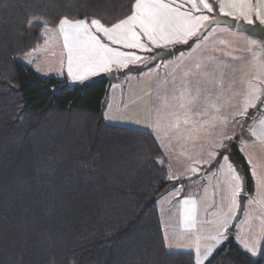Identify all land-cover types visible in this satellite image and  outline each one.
Instances as JSON below:
<instances>
[{
	"label": "trees",
	"instance_id": "1",
	"mask_svg": "<svg viewBox=\"0 0 264 264\" xmlns=\"http://www.w3.org/2000/svg\"><path fill=\"white\" fill-rule=\"evenodd\" d=\"M130 2L0 0V264H197L193 252L166 249L156 200L168 172L153 134L103 120L106 82L78 89L19 59L43 42L45 24L67 17L111 27ZM34 20L43 24L29 27ZM241 140L219 150L208 170L227 156L241 195L253 198ZM259 249L252 256L234 241L205 264H264V238Z\"/></svg>",
	"mask_w": 264,
	"mask_h": 264
},
{
	"label": "rangeland",
	"instance_id": "2",
	"mask_svg": "<svg viewBox=\"0 0 264 264\" xmlns=\"http://www.w3.org/2000/svg\"><path fill=\"white\" fill-rule=\"evenodd\" d=\"M213 1L217 3L219 13L222 15L227 13L223 12L224 3H227L229 10L238 8L237 0ZM181 4L182 1L178 3ZM244 6L247 9L246 2ZM188 8L185 5L183 7L187 11H193ZM199 9L195 13L200 16L203 9ZM227 16L240 19L231 13H227ZM206 17V20L210 18L209 15ZM203 25L202 22L196 28L195 34L187 37V43L184 42L185 38L178 41L170 40L167 43L171 49L182 45L189 47V51L181 48L177 51L179 54L175 53L168 59L160 60L145 70L118 75L119 82L109 88L104 99L103 120L108 124L155 132L159 134L157 138L160 136L159 140L164 150L167 149L171 154L181 150V155L185 156L184 160L179 162L169 155L170 162L167 165L164 158L160 161V164L167 168V183L175 180V175H180L177 179L179 181L193 183L196 179L189 178L196 173H201L202 176L206 169L204 164L210 161L207 158L217 154L231 140L234 141L240 136V139L251 141L248 133L252 120L258 116L257 113H252L264 83V54L256 49L258 42L243 33L222 26H213L202 39L195 40ZM42 35L43 42L21 56L19 59L22 62L28 64L32 62L33 57L40 70L38 72H43V76L66 79V84L70 86H78L91 79L72 82L73 79L71 80L67 74L71 67L72 72L78 75L79 68L84 63L83 55L80 53L83 48L77 45L75 51L80 56L75 57L71 63L70 60L74 56H69L67 52V48L75 47L72 43L74 38L88 46L83 36L79 38L77 33H68L66 35L69 38L65 41V35L60 31L59 25L43 28ZM156 48L158 47L149 50L148 59ZM129 65L141 68L143 64L127 62L123 67L114 70H121ZM197 96L193 110L187 112L186 120V109L179 105L181 103L187 105L190 99ZM250 113L252 115H249ZM247 117L249 119L244 126ZM189 163L199 166L202 170L196 168V173L190 176L181 175L185 167L190 166ZM190 168L193 169L191 166ZM238 180L240 189L237 192L240 196L242 182L240 177ZM185 184L180 183V186ZM179 188L159 195L156 200L166 249L169 252H193L196 255L195 262L205 264L219 250L213 248L218 235L222 232L226 235L231 232L230 226L235 213H227L228 204L225 200L224 209L218 211L220 209L217 208L213 214L210 212L206 221L200 211L197 218L198 212L194 205L190 206L189 201H186L183 207L180 206L181 202L178 203L180 196H183L181 194L183 188L178 192ZM226 193L228 192L224 188L222 195ZM252 214L247 206L243 217L235 225V233L239 228L243 232L241 238H244L245 242L250 240V233L253 230ZM193 227H196V230ZM258 234L261 236L262 233ZM250 254L255 256L254 253Z\"/></svg>",
	"mask_w": 264,
	"mask_h": 264
},
{
	"label": "crops",
	"instance_id": "3",
	"mask_svg": "<svg viewBox=\"0 0 264 264\" xmlns=\"http://www.w3.org/2000/svg\"><path fill=\"white\" fill-rule=\"evenodd\" d=\"M180 1L183 2V5L193 10L191 8V4L189 0H175V7L173 8V12L179 9L180 20L190 21L191 24L196 23L195 25L197 28L202 22L204 24L207 21L202 19H196L197 17H203L206 15L207 16L209 15L210 17L212 11L209 12L207 9H204L202 5H199V0H197V4L199 5V8L203 9L202 11L203 13H201L200 16L197 13H195L197 10L187 11L183 8H179L178 3H180ZM160 2L163 4H167L169 6L173 5V0H160ZM245 2L247 9L244 6ZM222 7H223V12L231 13V15L237 16L236 18H240L248 22L252 20V17H255L258 19V21L264 24V0H237L238 8L233 10L228 9L227 3H224ZM185 13H191V15L185 17L184 15ZM170 31H171L170 29H165L166 34ZM68 33H72V34L77 33V37L79 38H82L83 36L84 39H86L89 44L88 46H86L85 43L82 44V42L80 41L78 42V39L74 38V42L72 41V43H74L76 48L75 47L67 48V52L69 56L70 55L74 56L71 58L70 63L72 60H74L75 57L80 56V54H78L75 51V49H77V45L83 48V51L80 53L81 55H83L82 60H84V63L80 66L78 75H76L74 71L71 74L67 72L71 80L73 79L72 82H77V81L80 82V81L88 80L89 78H92L103 72L114 70L117 67H123L125 64H127V62L128 63L131 62L135 64L142 62V64H144V62L148 60L147 57L149 50L153 47H158L156 48V50L160 48H164V49L171 48L170 44L167 45L169 40L160 39L159 36H157L156 39L158 43H150L148 38L146 36H143L142 34L139 40L140 43L144 45V48L125 47L124 44L122 43L120 44L112 43V41L107 39V37L103 36L101 33H98L94 28H92L90 24H86L84 28L79 30L66 26L65 32H63V34L66 35ZM180 38H184V37L182 35H179V28L177 26V34L173 36L171 41L175 39H177L178 41ZM101 39H105L108 43L103 42ZM182 50L189 51L190 49L188 47ZM75 53L77 54L75 55ZM176 53L179 54L180 52H176ZM174 54L175 53H173V55ZM133 57H139L140 59H133ZM113 59L120 61V63H109L107 67L103 66L106 60L110 61ZM23 61L26 62L25 59H23ZM31 61L32 62H29L27 65L30 66L38 76L47 78L46 76H43L44 75L42 74L43 72H38L40 70H38L36 60L33 57L31 58ZM76 77H82V78H76ZM119 80L120 79H118V82ZM261 110L262 113L252 120V125L249 130L250 132L248 133L249 136L252 138L251 141L247 142L244 139H242L240 142L241 152L247 158L250 164V168H252L253 180H255L254 197L250 199L247 198L245 201L246 203L245 209L248 206L249 212L250 213L252 212L253 213L252 215H254L253 230L250 233V240L248 242H245L244 238H241L243 232L239 228H237L234 237L235 241L241 247V249L248 251L252 254L254 253L255 255L258 254L260 250L259 248L264 238L263 237L264 235V106H262ZM151 133L155 137L163 153V158L165 160L166 165L168 162H170L169 155L173 156V160H178L179 162L185 159V156L183 157V155H181L182 153L181 150L173 154L167 152V149L164 150L159 140L160 136L159 138H157L159 134L155 132H151ZM217 154H215L210 158H207L210 159V161L208 164L206 165L204 164V167H206L207 170L204 169L205 171L202 172V176L197 177L196 181L193 183H190L189 181L185 182L186 184L179 186L180 188L178 190L179 192L182 188H185L183 192L184 195L180 196L181 198L178 199V203L181 202L180 206L183 207L185 205L184 203L186 201H189L190 206L194 205L196 211L198 212L196 217L199 216L200 212H202L201 215L204 217V221H206V219L208 218L207 215H209L210 212H212V214L215 213V210H217V208L220 209L218 211L223 210L225 205L223 204V202L225 200H227V204H228L226 205L228 211L227 213L229 212L232 214L235 213L239 205L238 204L239 196L237 192L240 189V182L237 179V177L239 178V176L236 170L232 168L229 158H227V156H223L216 169L208 170V166L216 159ZM202 159L205 158H201V160ZM189 165L193 167V169L196 168L200 169V167L199 166L196 167L195 164L189 163ZM190 166L185 167V170L181 173V175L183 174V176L185 175L190 176L193 173H196L197 170L193 171V169L190 168ZM178 176L180 175H175V179H178ZM224 188L228 193L222 195ZM185 198H187V200ZM221 198L223 201L220 202ZM248 200L249 202L247 203ZM195 228L194 230H196ZM259 232L262 233L261 236H259L258 234ZM225 235L226 233L222 232V234L218 235V238H216L217 240H214V244H213L214 249H219L221 247L223 241L225 240L224 238L227 236ZM195 259H196V255H195Z\"/></svg>",
	"mask_w": 264,
	"mask_h": 264
},
{
	"label": "snow or ice",
	"instance_id": "4",
	"mask_svg": "<svg viewBox=\"0 0 264 264\" xmlns=\"http://www.w3.org/2000/svg\"><path fill=\"white\" fill-rule=\"evenodd\" d=\"M189 2L193 10L199 11V5H202L203 8L207 9L209 12L213 10L210 0H199V5L197 4V0H189ZM174 7L175 0H173L172 6L163 4L160 2V0H131L129 14L123 19H120L119 22L112 24L111 27L105 26V24L102 23L100 19H80L73 22L67 17L61 18L58 21V25L60 31L63 33L65 32L66 26L79 30L84 28L86 24H90L92 28H94L98 33H101L103 36L107 37V39L112 41V43H122L125 47L130 48H144V45L141 44L139 40L141 34L146 36L150 43H158L156 39L157 36H159L160 39H166L170 41L173 36L177 34L178 26L179 35H182L185 38L184 42L187 43V37L195 34L196 25L191 24V22L187 20H180L179 9L173 12ZM183 7V4L179 5V8ZM225 14L227 15V13ZM184 15L187 17L191 15V13H185ZM196 19L206 20L207 17H197ZM34 23L43 24V21L34 20L29 24V27H32ZM44 26L47 27L46 24ZM165 29H170L171 31L166 34ZM68 38V35H65V41H67ZM133 59L140 58L133 57ZM109 63H120V61L114 59L110 61L106 60L103 66L107 67ZM71 73L72 69L69 67V74ZM197 99L198 96L190 99L187 105L184 103L179 105V107L186 109V119L187 112L193 110V105ZM193 171H196V169H193ZM237 179L239 178L237 177Z\"/></svg>",
	"mask_w": 264,
	"mask_h": 264
},
{
	"label": "water",
	"instance_id": "5",
	"mask_svg": "<svg viewBox=\"0 0 264 264\" xmlns=\"http://www.w3.org/2000/svg\"><path fill=\"white\" fill-rule=\"evenodd\" d=\"M212 5V12L210 14V18L204 23V25L202 26V28L199 30L198 35L194 38L195 40H199L202 39V37L208 32V30H210L211 28H213V26H222V27H227L229 29L238 31L240 33H243L244 35H246L247 37L249 36L250 38H252L253 40L258 42V45L256 46V49L259 50L260 52H262L264 54V24L260 21H258L257 18L252 17L251 21L246 22L243 19H233L227 15H222L219 13V10L217 8V3L215 1L212 0L211 2ZM174 51L171 48L168 49H164V48H160L157 49L152 56L146 61L144 62V64L142 65L141 69L144 70L156 63H158L160 60H165L168 59L169 57H172ZM118 81L117 79V75H116V71L115 70H110V71H106L103 72L101 74H98L94 77H92L89 81L84 82L78 86H76L78 89H82L84 87L90 86L91 84L95 83V82H106V87L107 89H109L111 87L112 84L116 83ZM264 103V83L261 86V91L258 97V100L255 104V106L252 108V113H256L258 111H260V108L263 106ZM248 117L245 118V124L244 126H246L247 121H248ZM202 170V168H200ZM201 176V173H196V175H193L189 178V180L192 179H196L197 177ZM180 186V181L175 179L172 181H168V185L167 187L159 194L164 195L166 193H168L169 191L178 188ZM184 188L182 190V195L184 192ZM247 199V196L244 195H240L238 197V208L235 212V216L232 220L231 223V228H235V225L237 224V222H239L242 218V214L244 212L245 209V201ZM235 241L234 239V234L232 232H229L224 240V242L222 243V246L219 248L218 251H222L226 246L233 244Z\"/></svg>",
	"mask_w": 264,
	"mask_h": 264
},
{
	"label": "flooded vegetation",
	"instance_id": "6",
	"mask_svg": "<svg viewBox=\"0 0 264 264\" xmlns=\"http://www.w3.org/2000/svg\"><path fill=\"white\" fill-rule=\"evenodd\" d=\"M174 50V49H173Z\"/></svg>",
	"mask_w": 264,
	"mask_h": 264
}]
</instances>
